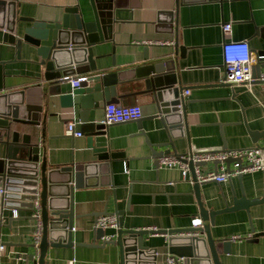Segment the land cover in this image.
<instances>
[{
  "label": "crops",
  "instance_id": "1",
  "mask_svg": "<svg viewBox=\"0 0 264 264\" xmlns=\"http://www.w3.org/2000/svg\"><path fill=\"white\" fill-rule=\"evenodd\" d=\"M79 1L89 19L88 0ZM19 2V15L52 20L78 0ZM114 3L118 21L114 23L113 36L93 46L98 68L117 71L139 65L146 61L145 47L149 45L147 52L151 58L174 53L176 40L184 48L183 57L181 53L176 56V86L185 98L187 133L174 139L178 154L264 146V134L255 138L256 133L264 132V83L255 82L249 88L245 83L223 82L225 41L247 40L254 56L264 51V0H180L179 5L176 0H114ZM171 10L175 11L172 22L164 13ZM228 22L233 23L232 33L226 36L223 26ZM3 35L0 30V94L26 89V98L37 105L29 117L33 124H16L19 140L35 145L41 159L46 157L49 168L71 162L74 154L76 163L90 160L79 152L87 145L88 137L85 134L75 137L67 132V123L73 120V115L60 107L58 96L51 95L50 81L45 79L46 69L36 49L23 43L21 56L17 58L15 45L5 42ZM131 72L122 76L113 97L116 101L111 103L140 104L143 116L108 125L112 150L122 151L126 156L113 162L112 171L100 170L74 190L73 205L78 215L74 241L78 244L72 248L49 246L48 264H69L73 258L75 264H120L117 245H104L102 240L96 241L99 246L91 245L95 240V221L106 210L110 213L116 208L123 210L124 227L132 229H184L192 227L195 219H202L194 182L183 178L179 168L155 165L157 158L153 153L172 150V146H156L154 152L151 146L172 141L173 133H167L161 118L156 116V104L144 81H126L133 77ZM77 75L82 74L73 76ZM66 87L72 88L69 81ZM186 89L190 94L184 96ZM105 107L97 111L99 121L104 118ZM77 129L82 130L80 123ZM215 166L208 163L200 168L205 172ZM233 194L240 203L238 209L217 214L215 224L211 225L221 263L264 264V234H260L264 232V171L246 172L220 184L201 185L202 200L210 210L233 205ZM13 208H2L0 213V241L5 246L0 250V264H32L17 259L16 254L35 252L24 244L35 241L37 221L30 217L37 214L19 206L18 216L14 217ZM116 233L113 227L105 229V235ZM234 235L244 238L233 240ZM225 242H229V251L225 250ZM146 244L159 247L160 264H166L171 254L167 236L151 235Z\"/></svg>",
  "mask_w": 264,
  "mask_h": 264
},
{
  "label": "water",
  "instance_id": "2",
  "mask_svg": "<svg viewBox=\"0 0 264 264\" xmlns=\"http://www.w3.org/2000/svg\"><path fill=\"white\" fill-rule=\"evenodd\" d=\"M88 3L91 8L89 19L78 0L77 3L66 6L63 13L55 15L54 19L40 20L19 15L21 6L19 0H0V30L4 31L5 42L15 45L17 58L21 56L23 43L36 49L41 64L46 69L45 79L50 81L51 95L58 96L60 107L73 115V119L81 124L82 133L88 137L87 145L80 148L79 152L84 153L83 155L90 160L76 163L74 154L71 162L49 168L46 157L41 159L35 145L20 141V132L15 128L17 123L33 124L30 123L29 117L37 105L26 98V89L0 94V152L1 154L4 152V156H0V189L6 190V193H0V213L2 208L13 206H25L34 211L36 202L40 204V214H34L30 218L41 220L43 227L41 240L24 244L28 248H33L35 252L16 254L17 259H23L27 263L48 264L49 246L72 248L78 244L74 241V222L78 216L73 205L74 190L82 187L100 170L112 171L113 162L125 158L124 152L112 150L108 125L97 119L99 109L116 101L113 97L125 73L131 71L133 73V77L126 81H144L146 91L153 96L156 104V116L161 118L167 133H173V135L169 133L172 141L151 146L152 152L156 151L154 150L156 146L171 145L172 150L158 151L156 152L158 155L153 153V157H180L174 139L187 133L185 98L180 87L176 86L178 79L176 56L181 53L183 57V46L176 40L174 53L151 58L147 52V48L151 46L149 45L145 47L146 61L139 65L117 71L100 69L96 63L93 46L112 38L113 26L118 17L114 11V0H88ZM176 3L179 5L180 0H176ZM174 12L172 10L164 12L170 16V22L175 17ZM263 70L264 58L253 65L254 83H264L261 80ZM76 73L87 76V79L79 87H66L69 81L66 76H73ZM263 134L264 132L256 133L255 138ZM224 150H227L226 147ZM94 157L95 160L91 161ZM234 161L232 159L226 161L230 172ZM237 162L242 164V159H238ZM207 164L208 162L189 161L203 226L157 231L125 228L124 211L116 208L113 213L106 210L101 214L117 216L116 238L104 239L106 228L95 227V240L91 245L99 246L97 240H102L104 245H117L120 264H160L162 260L159 247H151L146 241L151 235H168L169 252L184 257L183 264H222L211 234V225L215 224L217 214L236 210L240 203L233 194L231 206L227 205L221 210H210L205 206L201 197V185L206 182H199L195 166ZM155 165L157 166V159ZM223 198L227 199L224 195ZM199 233L204 236L201 237ZM0 245H3L2 241ZM225 250L229 251V242H225Z\"/></svg>",
  "mask_w": 264,
  "mask_h": 264
},
{
  "label": "built area",
  "instance_id": "3",
  "mask_svg": "<svg viewBox=\"0 0 264 264\" xmlns=\"http://www.w3.org/2000/svg\"><path fill=\"white\" fill-rule=\"evenodd\" d=\"M232 22L225 23L223 31L226 36L232 33ZM153 43V42H152ZM264 58V53L253 55L250 44L247 40L242 41H225L223 43V62L225 68L224 83H231L233 85L245 83L249 88H252L254 83L253 77V65L258 62L259 59ZM69 78V82L72 87H79L83 81L87 79L85 75L66 76ZM261 80L264 81V72L261 74ZM190 94V90L184 91V96ZM182 105H180L181 107ZM143 116L142 107L140 104L133 105H121L117 103H109L105 107V115L102 122L106 125L112 123H122L131 120L140 119ZM78 122L76 120H70L67 123V132L75 137L82 136V131L78 130ZM232 159L235 160L231 164V172L228 170L226 161ZM242 159V164L237 160ZM193 162H216L215 169L202 172L200 166H195V173L199 182H217L224 183L233 176H238L246 172L264 171V146H254L244 149H232V150H193L188 153L177 156H162L157 158V168H179L182 171V176L185 179L192 181L191 170L189 167V161ZM128 172V169L126 168ZM0 193H6L5 188L0 189ZM35 213L40 214V204L36 202ZM14 217L18 216V209L14 207L12 209ZM202 224V219H195L193 226ZM95 227L108 228L113 227L118 229V218L115 214H106L97 217L95 221ZM42 222L37 220L36 229L34 232V240L39 242L42 235ZM75 229V227H74ZM152 230H158L156 227H151ZM115 235H105L104 239L110 240ZM168 236V235H166ZM244 237L241 235H234L233 240H242ZM5 249L4 245H0V250ZM184 257H178L175 255H168L166 258V264H183ZM76 258L70 260L69 264H75Z\"/></svg>",
  "mask_w": 264,
  "mask_h": 264
}]
</instances>
